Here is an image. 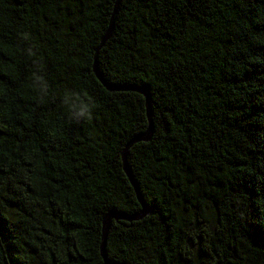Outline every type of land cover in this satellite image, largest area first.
I'll list each match as a JSON object with an SVG mask.
<instances>
[{
  "label": "trees",
  "instance_id": "trees-1",
  "mask_svg": "<svg viewBox=\"0 0 264 264\" xmlns=\"http://www.w3.org/2000/svg\"><path fill=\"white\" fill-rule=\"evenodd\" d=\"M115 1L0 0V264H105L142 208L145 98L93 71ZM96 60L153 124L107 258L264 264V0H120Z\"/></svg>",
  "mask_w": 264,
  "mask_h": 264
},
{
  "label": "water",
  "instance_id": "water-1",
  "mask_svg": "<svg viewBox=\"0 0 264 264\" xmlns=\"http://www.w3.org/2000/svg\"><path fill=\"white\" fill-rule=\"evenodd\" d=\"M119 1L120 0L115 1L113 12H112V15H111V18L109 21V26H108L104 36L101 39L100 45L98 46V48L96 50V53L94 56V62H93V71H94L96 77L101 81V83L108 90H135V91H138L139 93H141L145 98V107H146V113H147V117H148V126L143 133L135 135L131 140H129V142L127 143L126 147L124 148V150L122 152L123 169H124L127 177L129 178L131 184L133 185V187L136 191L138 200L141 203L142 208L139 212H137L131 216H124V215L119 214V212L116 210H110L103 217V220H102V242H101L100 252H101V255L104 259L105 264H116V263H113L112 261H110L107 258L106 253H105L106 237H107V233L109 231L112 220H119V219H127L129 221L136 220V219L142 218L143 216H145L150 211V206L147 205V203L145 202L143 197L139 194L138 187H137L136 182L133 178L131 170L127 164V159H126L127 151L131 145H133L134 143L140 142V141H148V140H150V138L153 134L150 95H149V93L145 87L137 88L134 86H120V85H114V84L106 82L104 80L103 76L101 75V73L99 72V69L97 66V60H96L98 50L105 44L106 40L111 35V31H112V27H113V16L116 13Z\"/></svg>",
  "mask_w": 264,
  "mask_h": 264
}]
</instances>
